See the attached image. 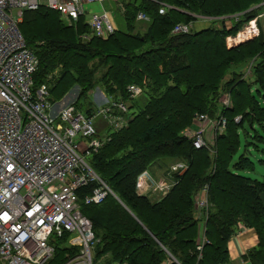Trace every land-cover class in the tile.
<instances>
[{"label": "trees", "instance_id": "1", "mask_svg": "<svg viewBox=\"0 0 264 264\" xmlns=\"http://www.w3.org/2000/svg\"><path fill=\"white\" fill-rule=\"evenodd\" d=\"M263 1L121 0L117 12L125 28L119 26L106 39L90 33L83 15L69 25L60 12L45 6L23 11L18 26L38 61L34 89L46 84L50 101L57 104L79 87V99L72 102L80 110L96 86V71L105 68L97 81L109 103L101 107L109 106L126 119L122 128L110 125L108 138L89 161L112 192L100 203L88 204L87 213L80 207L94 233L92 263L228 264L229 240L243 225L253 228L258 240L242 257L264 264V180L241 173L254 171L255 161L247 156L250 146H264V38L260 32L231 50L220 42ZM161 3L171 6L164 14L159 13ZM139 12L149 18L141 33L135 32ZM197 15L223 24L216 28L197 22L189 33L171 32L177 23L197 21ZM250 61L251 84L237 70L238 64ZM56 68L50 87L45 79ZM130 85L141 93L132 97ZM224 92L230 94V107L219 102ZM118 103L127 110L121 112ZM98 107L90 106L86 114H96ZM199 114L226 120L209 147L195 148L185 135L196 127ZM242 138L244 152L235 158ZM178 162L184 167L171 170ZM259 164L264 166V159ZM155 168L162 175L154 176ZM145 170L155 179L166 177L172 183L168 193L139 194L136 181ZM204 186L208 206L198 217L195 197ZM93 188L89 184L78 190L81 204ZM69 236L51 237L54 252L46 264H64L77 254L78 247L66 245Z\"/></svg>", "mask_w": 264, "mask_h": 264}, {"label": "built area", "instance_id": "2", "mask_svg": "<svg viewBox=\"0 0 264 264\" xmlns=\"http://www.w3.org/2000/svg\"><path fill=\"white\" fill-rule=\"evenodd\" d=\"M84 1L102 0H0V264H46L54 252L51 237L64 233L73 235L71 246L79 248L64 264H93L94 233L90 220L80 212L78 190L94 185L92 193L81 199L84 204H98L112 192L85 155L97 151L105 140L97 135L95 115L102 113L113 129L122 128L126 119L114 115L109 106L92 115L82 114L73 102L57 107L58 103L49 99L46 84L34 89L38 61L18 26L24 10L39 6L60 12L73 24L84 13ZM161 5L160 14L171 7ZM136 18L149 19L141 12ZM197 21L177 23L171 32L189 33ZM87 23L91 33L100 38L116 30L114 16L107 10L92 12ZM249 24L255 33V20ZM128 88L132 97L141 93L138 86ZM224 97L220 103L230 107V94ZM116 105L121 112L128 107ZM194 124L196 127L186 129L185 135L192 138L195 148H202L213 144L226 120L199 114ZM183 167L178 162L170 169ZM167 181L166 177L155 179L145 170L137 178V192L164 196L172 186ZM206 192L204 186L195 197L198 217L208 206ZM204 240L202 233L200 243ZM197 248L201 250V244Z\"/></svg>", "mask_w": 264, "mask_h": 264}, {"label": "rangeland", "instance_id": "3", "mask_svg": "<svg viewBox=\"0 0 264 264\" xmlns=\"http://www.w3.org/2000/svg\"><path fill=\"white\" fill-rule=\"evenodd\" d=\"M97 2H100V1H97ZM251 10H254V14L251 17L244 20L240 25H237L236 29L231 30V31H227L223 35V41L220 40V42L223 43L224 48L226 50H231V49L237 48L238 46L251 41L253 38L257 37L260 34V32L263 33V38H264V1L260 2L257 5H253L251 7ZM98 12H100V11H98ZM234 15H238V14H234ZM229 16H231V15H229ZM114 17H115V21L117 22V24H119V26L121 28H125L123 20L121 19V16L118 12H116L114 14ZM197 17L202 18L205 16L197 15ZM216 19L217 20H215L214 22H212L210 19H206L205 21H201L202 20L201 19L197 22H199V23L203 22L204 26L212 25L216 28H218V27L220 28L221 24H223V23L219 22L220 20L218 18H216ZM253 20H255V25H256V29H257V31L255 33H253L252 28L250 27V24H249L250 21H253ZM20 21H19V23H20ZM231 23H232L231 21L224 22V24L227 27H230ZM145 27H146V23L143 20L139 21L138 25L136 26L135 32L141 33V31H144ZM254 29H255V26H254ZM205 45L209 46V42H207V43L205 42ZM201 47H203V45H201ZM205 50L208 51V49L206 47H205ZM213 50H214V46H213ZM214 55H217L216 51H215ZM104 70H105V68H100L96 71V73L94 75V82L96 81V83H95L96 86L92 91H90V93L88 95V99L83 100L82 101L83 103H81L82 105L80 107V112L84 115L86 114V112L90 106L95 110L98 105H105V104L109 103V102H105V101L101 102V100L98 97H96L97 95L95 97L93 95V94H95L94 91L98 90V87L100 88V86H98L100 84H98L97 80H99L101 73L104 72ZM237 70H239V71L241 70L240 72H242V78L245 79V81L247 83L251 84L254 82L255 79H254V76L252 73L251 61L248 62L247 64H238ZM57 72H58V68L54 69V71L49 73L45 79V82L48 83V85L50 87H52L54 85V82H53L54 78L53 77L55 76V74ZM79 91H80L79 87L72 88L68 93H66L62 97V99H61L62 103L66 105V104H70L72 101H74L76 99H79V97H78ZM101 91H103V90L100 88L98 90V92H101ZM226 94H229V92H224L219 97V102L223 101V99L225 98L224 96ZM107 99H109V98L107 97ZM127 114H129V112H127ZM94 124H95L96 130H97V135L101 138L107 136V134L111 132L110 124H109L107 118H105L102 113H98L97 115H95ZM107 138H108V136H107ZM85 141L87 142L88 139H86ZM245 144L246 143H244V139L242 138V140L240 141V148L238 151H236L235 158L236 157L239 158L240 155L243 154L242 152H244ZM250 148H251L252 152L250 154H248V155L246 154V155L252 161H255L254 171H251V172L241 171V173L244 175H247L246 173H251V177L264 180V176H263L264 175V166H263V164L262 165L259 164V160L264 159V155H262V151H261V149H264V146H260L259 150H257L253 145H251ZM85 158H86V160L90 161L91 155H85ZM237 159L234 162H236ZM150 169L151 168H149V170ZM80 207H81V210H83V213H85V211H86V213L88 211H90V205H88V204L82 203L80 205ZM72 238H73V235L69 236L67 239L66 245L69 247L72 245V243H71ZM93 264H107V263L101 262L100 259H98V260L95 259V260H93Z\"/></svg>", "mask_w": 264, "mask_h": 264}, {"label": "crops", "instance_id": "4", "mask_svg": "<svg viewBox=\"0 0 264 264\" xmlns=\"http://www.w3.org/2000/svg\"><path fill=\"white\" fill-rule=\"evenodd\" d=\"M120 1L121 0H102L100 2H92V3H88L87 1H84L83 2L84 15H89L91 12H98L101 10H109L112 11L114 14L116 13V11H118L117 8L119 7ZM202 24L203 22H201L199 25ZM99 89L100 88L98 87V90ZM98 90L94 91L95 93L93 94L94 97L97 95L96 97H98L101 100V102L104 101L107 102L108 99L104 94V92L103 91L98 92ZM60 105H63L62 101H60L57 104V107H59ZM98 106L101 107L102 105H98ZM160 172L162 171L156 169L154 176L159 177L160 175H162L160 174ZM262 200L264 202V192L262 193ZM257 240H258L257 234L253 228L239 225V229L237 233L230 238L228 243V252H229L228 264H250L249 261L245 260L242 256L248 249L252 248L257 244Z\"/></svg>", "mask_w": 264, "mask_h": 264}, {"label": "bare ground", "instance_id": "5", "mask_svg": "<svg viewBox=\"0 0 264 264\" xmlns=\"http://www.w3.org/2000/svg\"><path fill=\"white\" fill-rule=\"evenodd\" d=\"M28 47V46H27ZM29 48V47H28ZM30 49V48H29ZM31 52H33L31 49H30ZM34 53V52H33Z\"/></svg>", "mask_w": 264, "mask_h": 264}]
</instances>
